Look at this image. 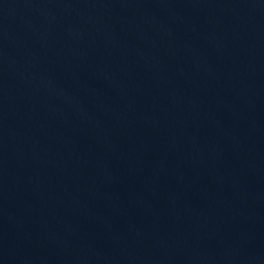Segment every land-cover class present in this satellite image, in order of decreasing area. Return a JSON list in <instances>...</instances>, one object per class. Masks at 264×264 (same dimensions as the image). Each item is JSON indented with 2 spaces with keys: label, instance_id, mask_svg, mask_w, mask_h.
<instances>
[{
  "label": "water",
  "instance_id": "95a60500",
  "mask_svg": "<svg viewBox=\"0 0 264 264\" xmlns=\"http://www.w3.org/2000/svg\"><path fill=\"white\" fill-rule=\"evenodd\" d=\"M0 264H264V0H0Z\"/></svg>",
  "mask_w": 264,
  "mask_h": 264
}]
</instances>
